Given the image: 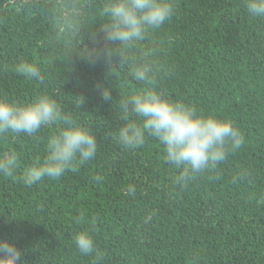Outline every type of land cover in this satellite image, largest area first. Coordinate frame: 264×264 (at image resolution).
I'll list each match as a JSON object with an SVG mask.
<instances>
[{
	"label": "trees",
	"instance_id": "16d2710c",
	"mask_svg": "<svg viewBox=\"0 0 264 264\" xmlns=\"http://www.w3.org/2000/svg\"><path fill=\"white\" fill-rule=\"evenodd\" d=\"M67 2L83 6L87 41L104 0H0V98L52 96L95 135L97 152L77 171L28 187L19 177L63 124L0 136V155L15 151L20 160L12 176L0 174V239L25 264H95L76 250L81 230L102 251L101 264H264V18L251 16L244 0H170L172 17L139 46L155 68L152 87L231 121L243 137L216 166L177 183L180 169L156 138L146 135L136 149L117 141L118 101L144 85L115 58H67L71 37L53 16ZM21 61L36 64L42 79L17 74ZM97 81L108 82L113 103L101 99ZM81 94L86 103L74 109Z\"/></svg>",
	"mask_w": 264,
	"mask_h": 264
},
{
	"label": "clouds",
	"instance_id": "9594fccd",
	"mask_svg": "<svg viewBox=\"0 0 264 264\" xmlns=\"http://www.w3.org/2000/svg\"><path fill=\"white\" fill-rule=\"evenodd\" d=\"M244 5L251 16L264 18V0H244ZM173 12L170 0H104L98 12L102 23L87 41L82 33L85 27L80 3H64L53 9V16L65 36L71 37L65 48L67 58L75 55L91 65L98 61L111 65L115 58L126 66L132 80L144 85L119 99L117 106L123 123L116 139L123 148L136 149L144 144L146 135L156 138L164 145L166 161L180 169L176 182L186 183L223 161L229 146L238 149L243 137L231 121L199 114L192 106L169 100L151 86L155 68L150 53L147 50L141 53L139 46ZM81 47L83 50L78 51ZM15 72L30 80L42 79L41 70L34 63L21 61ZM95 89L105 103H113V90L108 82L97 81ZM72 100L74 109L86 103L82 94ZM57 123L63 127L47 139L44 157L34 160L19 177L25 186L31 187L46 178L59 179L66 171H77L78 166L95 157L96 137L48 94H37L27 102L0 98V136L10 133L32 136ZM19 163L15 151L0 155V174L12 176ZM128 191L133 192L134 187L129 186ZM73 242L81 255L94 256L95 264H101L103 253L87 230L79 231ZM0 264H25L23 253L0 239Z\"/></svg>",
	"mask_w": 264,
	"mask_h": 264
}]
</instances>
